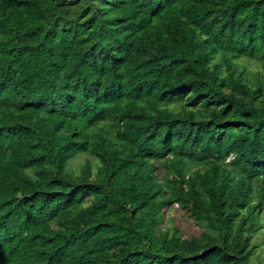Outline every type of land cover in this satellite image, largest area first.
<instances>
[{
	"label": "trees",
	"instance_id": "16d2710c",
	"mask_svg": "<svg viewBox=\"0 0 264 264\" xmlns=\"http://www.w3.org/2000/svg\"><path fill=\"white\" fill-rule=\"evenodd\" d=\"M262 237L264 0H0V264H261Z\"/></svg>",
	"mask_w": 264,
	"mask_h": 264
},
{
	"label": "rangeland",
	"instance_id": "374dc122",
	"mask_svg": "<svg viewBox=\"0 0 264 264\" xmlns=\"http://www.w3.org/2000/svg\"><path fill=\"white\" fill-rule=\"evenodd\" d=\"M240 62H244L245 64H247V67L250 69V70H256V69H260V63L259 61H253V60H250L248 58H239L237 60V63L239 64ZM89 156L88 154L86 153H83L80 152L78 153L77 156H74L73 159L70 160V167H72L74 169L75 172H77L80 168V165L82 164V162L84 161V158ZM176 211L177 210H173V209H167L166 210V216H165V222H164V225H167L165 223L167 222H172V217L171 216H174L176 214ZM179 215H181V211L179 212ZM184 218V216H183ZM179 220H181L184 224H186L184 222V219H181L178 217ZM177 223V220L174 221ZM264 240V237L260 238L258 240V242L260 243L261 245V248L257 250V254H255L254 257H252L253 259H255L256 261L259 260L261 262V264H264V244H263V241Z\"/></svg>",
	"mask_w": 264,
	"mask_h": 264
}]
</instances>
